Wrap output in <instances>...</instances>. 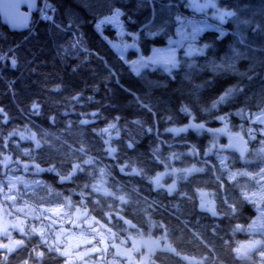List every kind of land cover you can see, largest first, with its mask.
I'll list each match as a JSON object with an SVG mask.
<instances>
[{
  "label": "trees",
  "instance_id": "obj_1",
  "mask_svg": "<svg viewBox=\"0 0 264 264\" xmlns=\"http://www.w3.org/2000/svg\"><path fill=\"white\" fill-rule=\"evenodd\" d=\"M38 2L29 31L12 33L0 21V203L25 220L24 231L11 234L18 246L0 248V264H82L34 230L40 207L67 203L118 238L166 237L173 250H157L153 264H264V247L239 252L264 208L263 126L241 116L264 109V0H217L233 15L192 39L204 54L180 49L172 72L139 74L97 23L120 11L124 29L137 34L139 52L129 56L148 55L202 18L192 1ZM104 33L117 38L110 25ZM222 119L245 133L254 162L207 153ZM191 124L206 129L172 130ZM193 166L199 171L172 192L153 183L168 168ZM102 176L111 196L93 190ZM203 193L216 215L200 208Z\"/></svg>",
  "mask_w": 264,
  "mask_h": 264
},
{
  "label": "rangeland",
  "instance_id": "obj_2",
  "mask_svg": "<svg viewBox=\"0 0 264 264\" xmlns=\"http://www.w3.org/2000/svg\"><path fill=\"white\" fill-rule=\"evenodd\" d=\"M189 8L200 14L202 18L187 21L186 24L178 28L177 37L172 39L168 45L153 47L148 55L139 53L137 56H129L131 51L139 52L137 34L128 33L124 29L120 11L100 20L96 28L135 74H139L145 69H162L170 73L179 65L180 49L183 50L186 57L204 54L206 47L193 43L192 39L211 29L212 21L225 23L227 18L233 15V11L221 9L217 0H192ZM109 25L115 28L116 39L111 40L104 33V27ZM241 116L262 125L261 131L264 135V109L255 114L242 113ZM222 124L220 128L211 130L213 139L207 151L208 154L218 153L219 156H222L229 143L228 134L246 138L244 132H233L226 119H222ZM191 128L200 132L206 129L202 125L191 124L189 127L172 130L179 133ZM242 160L245 163H252L256 160V155L253 157L249 155ZM172 161L173 158H171ZM197 171L199 169L194 166L186 169L171 167L157 175L153 183L157 188H165L172 192L179 179ZM167 178H170L169 183L165 182ZM93 190L103 195H112L103 176L93 185ZM199 206L202 210L216 215L214 200L209 196L200 199ZM35 218L38 220V225L34 228L35 232L43 241H48L50 246L65 256L69 263L75 261L82 264H120L117 260H112L109 263L103 262L105 251H110L112 256L123 261L122 264H153L152 256L157 250H173L166 237L130 236L127 239L118 238L108 226L91 217L84 207H72L70 203L63 206H42ZM24 222L23 217L5 212L0 203V248L14 249L18 246L11 239V234L15 231H24ZM240 230L244 229L240 228ZM245 230L250 240L241 245L246 244L250 247V253L262 249L264 247V208ZM3 238L6 240L3 241ZM187 261L192 264L198 262L195 259H187Z\"/></svg>",
  "mask_w": 264,
  "mask_h": 264
},
{
  "label": "water",
  "instance_id": "obj_3",
  "mask_svg": "<svg viewBox=\"0 0 264 264\" xmlns=\"http://www.w3.org/2000/svg\"><path fill=\"white\" fill-rule=\"evenodd\" d=\"M164 1V0H157ZM38 0H0V21L12 33H24L29 31L32 19L38 13ZM229 141L226 151L234 152L241 159L249 156L252 149L249 141L241 136L227 135ZM207 195L201 194L200 199ZM241 255L245 256L250 253V247L243 244L239 247Z\"/></svg>",
  "mask_w": 264,
  "mask_h": 264
},
{
  "label": "bare ground",
  "instance_id": "obj_4",
  "mask_svg": "<svg viewBox=\"0 0 264 264\" xmlns=\"http://www.w3.org/2000/svg\"><path fill=\"white\" fill-rule=\"evenodd\" d=\"M250 147H251V145H250ZM251 149H252V147H251ZM232 153H234V152H232Z\"/></svg>",
  "mask_w": 264,
  "mask_h": 264
}]
</instances>
